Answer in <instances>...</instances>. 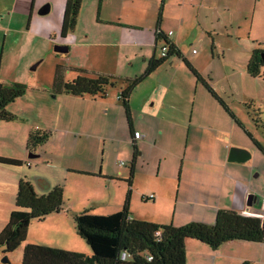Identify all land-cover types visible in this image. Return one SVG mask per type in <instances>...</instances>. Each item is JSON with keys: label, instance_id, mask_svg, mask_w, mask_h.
Wrapping results in <instances>:
<instances>
[{"label": "crops", "instance_id": "obj_1", "mask_svg": "<svg viewBox=\"0 0 264 264\" xmlns=\"http://www.w3.org/2000/svg\"><path fill=\"white\" fill-rule=\"evenodd\" d=\"M26 1L11 0L9 6L0 5V30L8 29L2 23L3 16L11 15ZM103 2L97 1L92 23L107 36L105 46L115 47V59L107 64L74 67L89 77L104 74L116 78V90L103 98L61 93L48 99L46 89L32 85L37 88L30 94L35 101L26 98V92L7 106L12 114L23 112L26 116L28 111L44 112L55 103L58 110L43 122L53 129L58 125L60 132L80 115L88 127L98 131L94 138L101 146V158L96 156L94 140L91 152L79 150L77 136L73 137L72 152H65V139L49 140L34 148V157H30L32 153L26 148L28 133L30 129L42 130V125L23 115L24 122L0 121V157L23 163L16 169L0 165V230L14 208L17 184L22 178L38 195L61 185L67 199L64 211L70 207L94 213L98 204H105L109 210L104 214H112L122 209L130 189L129 217L155 225H212L219 210L254 216L264 186L253 181L256 168L249 160L256 153L254 144L251 148L238 131L247 128L249 118L226 100L237 94L251 100L256 83L264 86V68L262 80L251 79L246 70L254 42H258L253 27L258 17H264V0H110L106 6ZM82 17L81 5L75 28ZM160 31L181 58L172 57L133 89L127 115L118 98L126 87L121 80L142 75L149 60L160 56ZM90 32L85 31L84 38L88 39ZM94 44H100V39L90 46ZM186 63L228 111L207 92ZM134 132L143 138L134 139ZM232 147L240 150L234 154V162L229 161ZM248 155L246 161L236 162ZM132 160L134 171L130 176ZM118 181L124 182V194L112 199L114 193L109 196L107 192L121 187ZM83 189L88 194L81 202L80 196L74 197ZM96 210L94 214H101ZM80 247L78 253L90 256L87 246L80 243ZM185 254V264H264L261 243L230 241L213 249L187 239Z\"/></svg>", "mask_w": 264, "mask_h": 264}, {"label": "trees", "instance_id": "obj_2", "mask_svg": "<svg viewBox=\"0 0 264 264\" xmlns=\"http://www.w3.org/2000/svg\"><path fill=\"white\" fill-rule=\"evenodd\" d=\"M81 3L82 0H65L61 37H65L75 29ZM157 39L166 47V55L151 58L142 75L121 80L126 83V87L119 96L127 115L128 99L133 89L171 57L181 58L177 48L167 40L162 31L157 35ZM259 46L252 50L246 66L247 73L252 78L263 76L260 55L264 52V48ZM186 65L195 78L203 83L207 92L228 111L212 88L204 83L187 63ZM75 71L79 74L72 81L65 82L60 67H57L51 90L54 95L65 93L77 97L103 98L108 88L116 87L117 79L112 76L96 74L94 77H89L85 71ZM25 92L26 87L20 84H0V121L11 122L16 119V116L7 110V106ZM50 136L51 133L48 131L30 129L26 148L32 152L34 148L45 144ZM256 146L260 149L258 144ZM22 164L18 160L0 157V165L19 167ZM130 165V176H132L134 160ZM130 195L129 189L122 209L118 212L94 215L85 210L73 216L76 232L90 248V256L44 245L27 244L22 252L21 264H185L187 239L197 240L213 249L230 241L264 244V218L219 210L212 225L190 222L179 227L160 226L129 217ZM64 206L61 185L44 195H38L28 180L20 179L14 198V209L9 215L7 224L0 231V248L3 254L13 252L25 242L31 222L41 221L46 216L62 212Z\"/></svg>", "mask_w": 264, "mask_h": 264}, {"label": "rangeland", "instance_id": "obj_3", "mask_svg": "<svg viewBox=\"0 0 264 264\" xmlns=\"http://www.w3.org/2000/svg\"><path fill=\"white\" fill-rule=\"evenodd\" d=\"M97 1L98 0H82L83 17L78 19V22L81 23H78L77 28L68 33L65 37H61L60 35L65 0H27L20 4L11 15L3 16L2 23L4 26L7 25L8 29H6V31H3V29L0 30V84L23 85L26 87V98L35 101V96L31 97L30 95L37 89L31 87L33 85L46 89L47 92L45 93L49 99L54 95L51 90L57 67L61 69L63 81L67 82L72 81L79 74L74 70L77 69L74 67L75 65L94 64L95 66L98 63L107 64V62L113 61L116 55V50L113 49L115 47L110 49L105 46L104 41H107V36L103 31L96 29L98 27L92 23ZM10 2L11 0H0V5L3 7L2 5L6 3L9 6ZM30 3H33V6H30ZM109 3L110 0H104L103 5L106 6ZM45 5H49V12L45 15H40L38 11ZM145 5H147V3ZM30 8H32L31 11H29ZM29 12H31L30 19ZM90 30L94 33L90 32ZM85 31L90 32L88 39L84 38ZM253 36L254 39L258 40V42H254V46L257 47L260 45V48H264V17L260 16L256 19L253 27ZM97 39H100V44L90 46ZM55 46H66L68 50L65 53L57 52ZM158 53L160 54V50H158ZM229 58L233 59L232 56ZM170 59H172V57ZM37 63L38 65L36 68L32 69V66ZM251 79L262 80L263 78ZM223 88L222 86V89ZM114 90H116V87H110L106 94H109V92L113 93ZM250 97L253 99L250 100L249 98L245 100L241 98V94H237L231 96L226 102L235 111L240 114L242 112L249 118V121L246 123L247 128H240L238 131L242 140H245L251 148L254 144L253 149L256 153L249 160V163L256 168L253 173V181L260 182V185L264 186V86H262L261 83H256L254 93H251ZM52 104L53 105L48 106L46 111L40 113H38L37 110L32 112L28 111L26 113L27 115L24 116L23 112H18L16 113L17 115L14 114L16 116L14 121L24 122V118L20 115H23V117H26L30 121L37 120V123L42 125V130L51 133L47 141L51 140L50 142H53L65 139V152L69 149L72 152L73 143L75 142L73 139L74 136L79 138L77 139V146L78 149L82 151L91 152L90 146L94 140L96 145V156L100 159L101 146L97 145L94 138L97 137L98 131L97 129L88 127L85 122L86 119L84 121L83 118H80V115L78 116V120L70 125L71 127H64L61 132L58 131L61 129L58 125L53 129V126L48 125V122L46 125L44 124L43 118L48 117L59 108L57 104ZM256 144L259 145L262 151ZM31 153L34 155L33 152ZM249 153L252 155L251 152ZM65 156L66 155H63L64 158H66ZM122 160L123 159H119L118 162ZM2 166L4 165H1V167ZM7 168L16 169L14 166ZM258 169L260 171L262 169V171L259 172ZM116 184L121 185V187L111 189V191L107 192L109 196L114 193L112 199L115 198V196L118 197L124 194L122 187L124 182L118 181ZM87 194L88 191L83 189L79 192V195L76 194L74 198L79 199L80 196L82 198L81 202H83ZM64 202V207H66L67 199L65 197ZM107 206L105 204H98L97 207L94 208V213L97 209L96 211L101 213L100 215H107L104 214L109 210ZM84 211L85 210H78L77 212L71 210L69 207L66 211L53 213L46 216L41 221L31 222L28 227L29 233L26 236V240L20 247L8 254H3L0 248V264H21L23 250L21 246L24 247L28 243L67 251H76L77 253L81 249L80 243L89 248L86 242L78 236L73 221V216L75 214ZM88 211L90 214H93L92 210L88 209ZM4 258H6L7 262L2 261Z\"/></svg>", "mask_w": 264, "mask_h": 264}, {"label": "water", "instance_id": "obj_4", "mask_svg": "<svg viewBox=\"0 0 264 264\" xmlns=\"http://www.w3.org/2000/svg\"><path fill=\"white\" fill-rule=\"evenodd\" d=\"M48 12H49V5H46V6H43V7L39 10L38 13H39L40 15H45V14H47ZM55 50H56L57 52H63V53H65V52H67L68 48H67L66 46H55ZM260 57H261V60H262V64H263V66H264V53H261ZM37 65H38V63L35 64V65H33V66H32V69H35ZM230 152H231V153H230L229 161H230V162H234L235 159H236L234 154H236V153H240V150H237V149L233 148V149L230 150ZM30 157H34V155H31ZM248 158H249V155L247 156V158H242L241 160H236V162H244V161H246ZM258 207H260V203H258ZM2 261H3V262H6L7 260H6V258H4Z\"/></svg>", "mask_w": 264, "mask_h": 264}, {"label": "built area", "instance_id": "obj_5", "mask_svg": "<svg viewBox=\"0 0 264 264\" xmlns=\"http://www.w3.org/2000/svg\"><path fill=\"white\" fill-rule=\"evenodd\" d=\"M168 34L171 35L172 32H169ZM166 53H167V49L165 46H163L160 50V56L164 57ZM118 98L120 99V96H118ZM133 138L136 140H139L143 138V135L140 134L139 132H134ZM121 164H123V162H121ZM150 197H152V195ZM259 203H260V207H259L258 213L254 214V217L264 218V196L261 197Z\"/></svg>", "mask_w": 264, "mask_h": 264}, {"label": "flooded vegetation", "instance_id": "obj_6", "mask_svg": "<svg viewBox=\"0 0 264 264\" xmlns=\"http://www.w3.org/2000/svg\"><path fill=\"white\" fill-rule=\"evenodd\" d=\"M264 53V52H263Z\"/></svg>", "mask_w": 264, "mask_h": 264}]
</instances>
